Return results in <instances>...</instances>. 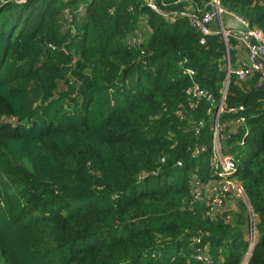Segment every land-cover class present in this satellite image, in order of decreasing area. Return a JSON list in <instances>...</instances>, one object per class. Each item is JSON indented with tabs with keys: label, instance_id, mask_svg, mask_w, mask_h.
I'll return each instance as SVG.
<instances>
[{
	"label": "trees",
	"instance_id": "16d2710c",
	"mask_svg": "<svg viewBox=\"0 0 264 264\" xmlns=\"http://www.w3.org/2000/svg\"><path fill=\"white\" fill-rule=\"evenodd\" d=\"M212 1L0 0V264H264V84L181 14ZM219 1L264 33V0ZM222 97L253 246L243 201L226 218L199 199Z\"/></svg>",
	"mask_w": 264,
	"mask_h": 264
},
{
	"label": "built area",
	"instance_id": "2783aa9c",
	"mask_svg": "<svg viewBox=\"0 0 264 264\" xmlns=\"http://www.w3.org/2000/svg\"><path fill=\"white\" fill-rule=\"evenodd\" d=\"M194 9L186 8L185 13H181L184 17H188L191 26L201 35L200 43L206 44L207 37L220 35L227 48V61H228V76L234 75L239 81H246L253 75H261V82L264 84V33L258 29H255L251 24L243 17L228 11L223 8L219 0H213L207 5V8H201L196 5ZM188 13V14H187ZM217 23L219 25L218 30H214L212 25ZM234 39L238 42V49L244 48L247 50L248 63L245 66L232 68L230 64V40ZM187 73L192 74L191 71ZM262 84V85H263ZM193 93L196 97L207 98L208 102H211V98L208 97L203 91L200 90L199 86L194 85ZM225 98V97H224ZM223 98V99H224ZM225 99L220 104L217 112L216 122L214 128L218 130V121L220 115L224 112ZM244 110L243 107L238 109H229L230 114H238ZM246 121L245 117L237 119V124H244ZM227 158V157H226ZM221 172V177L225 178L236 172L235 166L229 158H227V166H225ZM233 187V186H232ZM255 227L252 229L255 233ZM258 240V235L254 237L252 246ZM210 264V262H207Z\"/></svg>",
	"mask_w": 264,
	"mask_h": 264
},
{
	"label": "rangeland",
	"instance_id": "374dc122",
	"mask_svg": "<svg viewBox=\"0 0 264 264\" xmlns=\"http://www.w3.org/2000/svg\"><path fill=\"white\" fill-rule=\"evenodd\" d=\"M182 13H185V12H182ZM141 35L143 36L142 32H140L139 34L136 33V36L134 37V41L135 42L139 41L141 38ZM235 44H236L235 41L232 39L231 45L234 47ZM235 56H236V50L233 49L231 57L234 63L236 61ZM226 94L227 93L224 92L223 96H225ZM224 99L220 100V104L223 102ZM220 104L217 105L218 107L215 109L216 111H218ZM215 110H212L211 113H213ZM216 115L217 113L214 116V122H216ZM15 122L16 121H12V123H15ZM215 131H216V136H217L218 141L215 147L216 149H214L212 156L214 157L216 156V159H217V162L215 163V168L213 170V174L214 176H217V178L213 180L212 182H209L207 187L203 188L202 192L200 193L199 199L202 200V203L203 201L206 202V206L203 204L204 206L203 209L205 208L207 209L206 212L209 216H216L221 213L226 218H231L229 214L230 212L235 214L236 216H239L242 213L241 210L237 207L236 210L238 212H236V210L234 211V208L237 206L236 200H238L239 203L243 201L246 207V216H247L248 223H249L248 231H247V238L249 240H253L254 237L258 235L257 229H255V233H256L255 235L252 230L254 227H256V224L258 223V219L254 216L253 208L249 204L242 187L238 189L236 188L237 190H235L234 187H232L231 182H229V180H226L225 178L221 177V172L223 168L226 169L225 166H227L226 156L228 155L224 154V152L221 151V146L223 143L220 140L219 131L216 128H215ZM206 212L204 213L206 214ZM195 215H199V214L195 212ZM235 224H236L235 222H232V225H235ZM255 241H258V240L256 239Z\"/></svg>",
	"mask_w": 264,
	"mask_h": 264
},
{
	"label": "crops",
	"instance_id": "0c3cea01",
	"mask_svg": "<svg viewBox=\"0 0 264 264\" xmlns=\"http://www.w3.org/2000/svg\"><path fill=\"white\" fill-rule=\"evenodd\" d=\"M218 27H219V25L217 24V23H214L213 25H212V28H214V30H218ZM238 43L236 42V44H235V48H231V52H232V50L233 49H235L236 50V56H235V58H236V61H235V63H234V67L233 68H237V67H240V66H245L247 63H248V54H247V50L246 49H244V48H240V49H238ZM232 47V46H231ZM231 58V57H230ZM259 76H261V75H259ZM263 83L262 82H260V86H263L262 85ZM231 122H234V121H231ZM231 122H226L225 123V125L223 126V128H232V127H234V128H238V125L236 124H233V123H231Z\"/></svg>",
	"mask_w": 264,
	"mask_h": 264
},
{
	"label": "water",
	"instance_id": "95a60500",
	"mask_svg": "<svg viewBox=\"0 0 264 264\" xmlns=\"http://www.w3.org/2000/svg\"><path fill=\"white\" fill-rule=\"evenodd\" d=\"M23 1H28V0H23ZM228 86V85H227Z\"/></svg>",
	"mask_w": 264,
	"mask_h": 264
}]
</instances>
